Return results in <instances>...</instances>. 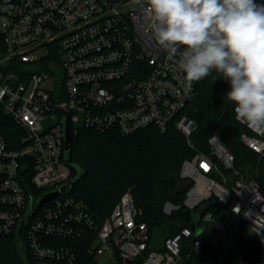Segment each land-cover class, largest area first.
<instances>
[{"label": "built area", "instance_id": "obj_1", "mask_svg": "<svg viewBox=\"0 0 264 264\" xmlns=\"http://www.w3.org/2000/svg\"><path fill=\"white\" fill-rule=\"evenodd\" d=\"M195 84L154 41L148 0H0V112L16 130L9 141L0 135V235H14L30 207L55 192L20 228L35 264H74L76 249L55 240L75 243L86 231L94 235L88 253L108 264H195L202 253V264H237L231 243L237 252L240 223L264 264V196L215 135L207 152L194 150L181 163L189 214L158 249L129 191L98 223L61 189L71 178L66 122L71 135L174 127L192 147L196 125L181 111ZM234 117L246 130L241 142L263 156V127ZM178 209L170 201L162 207L166 215ZM222 237L230 239L223 244Z\"/></svg>", "mask_w": 264, "mask_h": 264}, {"label": "trees", "instance_id": "obj_2", "mask_svg": "<svg viewBox=\"0 0 264 264\" xmlns=\"http://www.w3.org/2000/svg\"><path fill=\"white\" fill-rule=\"evenodd\" d=\"M216 76L213 72L196 82L181 111L196 125L190 136L192 147L174 127H169L163 134L149 127L127 136L114 131L78 129L72 135L70 153L71 177L74 172L76 176L68 195L81 201L86 211L100 223L130 188L137 220L146 224L150 243L159 235L162 238L171 236L186 224L189 214L182 207L187 185L179 178L181 163L191 157L194 150L207 152V138L215 135L234 156L235 167L254 178L264 196V155L257 154L241 142L240 136L246 130L235 120V105L226 96L229 85L223 78L215 80ZM15 132L11 120L0 112V135L9 141ZM166 201L180 206V209L166 215L162 210ZM22 233L21 230L20 239ZM93 237L90 231H86L75 243L60 239L55 243L76 249L74 264H99L88 253ZM20 242L25 263L35 264L24 241L21 239ZM239 251L241 264H258L260 246L246 232L243 223L239 228ZM192 260L195 264H202L204 253ZM0 264H22L12 234L0 235Z\"/></svg>", "mask_w": 264, "mask_h": 264}, {"label": "clouds", "instance_id": "obj_3", "mask_svg": "<svg viewBox=\"0 0 264 264\" xmlns=\"http://www.w3.org/2000/svg\"><path fill=\"white\" fill-rule=\"evenodd\" d=\"M151 33L189 82L227 81L238 120L264 126V3L148 0Z\"/></svg>", "mask_w": 264, "mask_h": 264}, {"label": "water", "instance_id": "obj_4", "mask_svg": "<svg viewBox=\"0 0 264 264\" xmlns=\"http://www.w3.org/2000/svg\"><path fill=\"white\" fill-rule=\"evenodd\" d=\"M71 148H72V135L70 132V128H69V124L68 122H66L65 124V128H64V156H63V160L64 163L66 164V166H68V168L70 169L72 167V160L70 158V153H71ZM71 170V169H70ZM75 176L76 173L74 172L72 177L70 178V180L65 183L64 185H62L61 189L63 191H70V189L72 188L74 182H75ZM55 192L52 193H48L46 195H44L35 206L30 207V210L28 211V213L25 215V217L20 221V223L18 224L17 228H16V232L14 234V240H15V245L17 248V251L22 259V264H26L25 261L23 260V256H22V249H21V242H20V237H19V231L21 228L22 224H27L28 220L36 213V211L45 203L47 202L50 198H52L53 196H55Z\"/></svg>", "mask_w": 264, "mask_h": 264}, {"label": "rangeland", "instance_id": "obj_5", "mask_svg": "<svg viewBox=\"0 0 264 264\" xmlns=\"http://www.w3.org/2000/svg\"><path fill=\"white\" fill-rule=\"evenodd\" d=\"M50 123V120H45V121H43L42 122V124L44 125V126H46V125H48ZM81 125V122H79V123H77V124H75L74 126L75 127H79ZM252 174H254L255 173V171H251V170H249ZM126 191H129L130 192V188L129 189H127ZM125 191V192H126ZM131 193V192H130ZM160 236V237H159ZM157 238H156V240L152 243L153 245V247H154V249H158L159 248V246H160V243H161V238H162V236L161 235H159ZM229 237H222V242H223V244H225V243H227L228 241H229ZM231 249H232V252L233 253H235L234 255H233V253H232V255H233V259H234V257L236 258V261H237V264H241V253H240V251H239V249H238V251L237 252H235V243L234 242H232L231 243ZM229 258V257H228ZM228 258H227V260H228ZM95 260L99 263V264H108V261H107V259H106V257L105 256H96L95 257Z\"/></svg>", "mask_w": 264, "mask_h": 264}]
</instances>
